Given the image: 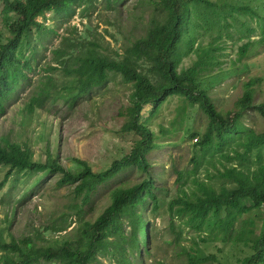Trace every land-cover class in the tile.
Returning <instances> with one entry per match:
<instances>
[{
    "label": "rangeland",
    "instance_id": "374dc122",
    "mask_svg": "<svg viewBox=\"0 0 264 264\" xmlns=\"http://www.w3.org/2000/svg\"><path fill=\"white\" fill-rule=\"evenodd\" d=\"M156 1L97 0L90 8L76 7L67 22L55 12L47 11L38 16L37 19L47 27L56 28L57 34L46 32L39 37L33 30L30 43L36 47V52L28 71L29 81L14 90L5 102V111L0 114V137L6 136L11 142L29 148L34 161L45 162L57 157L71 172L79 169L77 160H86L93 170L101 171L113 159L129 152L139 137L135 132L122 129L126 108L132 103L134 83L110 73L104 85L73 98L66 90L60 89L65 82L62 71L49 70L48 67L49 63L57 65L52 60V50L59 45L62 35H68L75 43L81 40L85 45L94 41L102 55L121 57L133 40L144 35L149 21L159 15ZM211 1L245 5L257 15L235 13L240 23L246 21L251 30L245 31L233 22L220 38L212 42L220 49L214 51V58L204 65L199 84L223 114L238 109L237 101L244 93V83L250 78H259L254 86V104L264 102V44L248 42V39L261 36L259 17L264 16V0ZM2 8L0 1V13ZM3 25L0 14V32L6 38L8 32L2 29ZM210 40L208 33L198 31L193 48L182 56L179 67H189L199 59L207 61L204 53L199 54L194 49H201ZM245 44L248 47L240 56V48ZM47 76H52L56 82L51 93L45 88ZM27 100H33L35 104L30 111L25 108ZM143 119L158 143L147 156L160 201L157 211L151 208L142 210L148 220L150 241L143 245L141 256L133 257V251L128 254L132 264H187L184 252L194 251L195 241L205 256H212L198 264H241L244 257L254 253L252 239L260 234L264 205L236 217L231 230L233 237L242 229L246 235L238 242L221 237V232L212 237L207 226L202 229L192 227L188 223V213H179L178 209L185 200H194L201 193L197 181L212 183L216 187L222 184L232 186L231 182L220 177L218 171L231 166L248 167L252 171L264 164L263 147L259 159L255 147L242 163L234 156L244 151L250 131L259 133L264 130V115L254 107L246 109L240 118L242 127L233 131L223 144L216 140L202 143L208 118L198 103L188 102L180 95L168 96L156 110L145 105L140 114V120ZM8 169L9 166L0 164V181ZM61 176L59 172L8 175L6 185L0 190V236L11 233L17 239L33 237L36 244H47L58 236L75 238L83 222L93 221L109 204L115 186L134 184L144 177V173L136 168L122 171L92 191L88 202H84L82 194L77 195L76 183L62 182ZM59 217L63 221L55 225V221L60 222ZM121 226L128 239L133 223L125 216ZM37 231L41 234L36 237ZM210 237L213 240L207 239ZM97 255V264H117L113 258ZM36 264L55 263L40 259Z\"/></svg>",
    "mask_w": 264,
    "mask_h": 264
},
{
    "label": "trees",
    "instance_id": "16d2710c",
    "mask_svg": "<svg viewBox=\"0 0 264 264\" xmlns=\"http://www.w3.org/2000/svg\"><path fill=\"white\" fill-rule=\"evenodd\" d=\"M0 1L3 4L0 13L4 22L2 29L8 32L6 38H3V32H0L2 114L5 111V102L12 92L29 81L28 71L36 52V47L30 43L34 37L33 30L39 37L46 32L57 34L56 28L47 27L37 17L50 11L67 22L75 13L76 7L84 5V9L90 8L97 0ZM155 8L159 15L149 21L144 35L133 40L121 57L102 55L94 41L85 45L81 40L75 43L68 35H62L59 45L52 50V60L57 65L49 63L48 67L49 70L62 71L65 82L60 89L66 90L73 98L89 93L96 86L104 85L110 73L118 74L125 81L134 83L132 103L126 108V120L122 129L135 132L139 137L129 152L113 159L110 165L101 171L93 170L86 160H77L79 169L71 172L57 157L45 162L34 161L29 148L11 142L6 136L0 137V164L10 168L0 181V190L6 185L8 175L12 173L16 175L19 172H59L62 174L61 181L76 183L77 195L82 194L84 202H88L92 191L124 170L136 168L144 173V177L131 185L115 186L111 190L109 204L93 221H84L75 238L58 236L47 241V244H36L33 237L17 239L11 233L0 236V264H36L40 259L55 264H97V254L113 258L117 264H132V258L128 255L130 252L133 251V257L141 256L143 245L150 241L148 220L142 210L151 208L152 211H157L160 201L156 179L150 174L147 156L158 143L154 140L156 136L146 121L140 120L145 105L148 104L156 110L170 95H180L188 102L198 103L208 118L202 143H210L213 140L225 143L233 131L242 127L240 118L248 108L254 107L264 115V102H253L254 86L259 78H250L244 83V93L237 101L238 109L233 112L227 110L224 114L217 110L207 90L199 84L202 77L200 72L204 65L209 64L214 58L213 52L220 49L212 42L220 38L222 32L233 22L245 31L251 30L246 21L240 23L239 16L235 13L257 15V12L251 11L250 7L245 5L218 4L211 0H157ZM259 19L262 22L261 36L259 39H248L252 45L255 42L264 44V16ZM201 30L204 34L208 33L211 40L201 49L198 47L194 50L199 54L204 53L207 61L199 59L194 65L180 68L182 56L193 48L197 33ZM247 45L241 46L240 56L245 54ZM55 84V79L47 76L45 88L49 93ZM34 106L33 100H27L26 110L30 111ZM254 147L258 159L261 158L264 130L259 133L250 131L244 151L234 156L242 163L248 159L246 156ZM218 172L220 177L231 182L232 186L222 184L216 187L212 183L197 181L201 193L197 194L194 200H185L178 212L188 213V223L192 227L202 229L207 226L212 237L221 232V237L226 236L229 240L233 238L234 242H238L246 235L242 229L233 237L231 230L236 217L248 213L254 207L264 205V164L252 171L248 167L242 169L231 166ZM125 216L133 223V231L128 239L121 226V220ZM59 219L60 222L55 221V225L63 221V218ZM56 228L61 230L60 226ZM40 234L41 232L37 231L36 237ZM110 236L113 237L112 240H109ZM212 237L207 239L213 240ZM194 243V251L184 252L187 264H198L212 258L201 252L197 241ZM252 243L254 253L244 257L241 264L264 263V215L260 234L252 239Z\"/></svg>",
    "mask_w": 264,
    "mask_h": 264
}]
</instances>
